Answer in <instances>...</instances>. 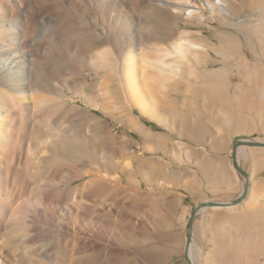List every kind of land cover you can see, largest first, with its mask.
Returning a JSON list of instances; mask_svg holds the SVG:
<instances>
[{
  "label": "rangeland",
  "instance_id": "rangeland-1",
  "mask_svg": "<svg viewBox=\"0 0 264 264\" xmlns=\"http://www.w3.org/2000/svg\"><path fill=\"white\" fill-rule=\"evenodd\" d=\"M31 1H0V109L17 116H12L14 144L25 159L38 144L35 124L43 119L48 128L58 125L50 128L59 140L53 148L73 142L74 129L83 127L86 137L98 141L102 175L117 176L114 197L110 187L91 193L88 182L95 177L72 174L81 163L70 157L62 160L73 171L56 166L52 172L42 170V177L60 180V187L67 184L63 202L92 205L105 225L113 223L118 253H104L96 264H189L185 251L193 210L203 202L239 198L247 179L234 164V144L264 141V0ZM36 6L44 7L51 26L34 29ZM19 9L31 19L24 29L27 37L15 44L10 18L21 14ZM12 45L40 54L41 63H29L32 73L24 79L10 77L12 70L5 69ZM23 84L26 89L50 86L53 90L45 92L50 95H44L60 103L57 110L44 114L40 97L27 101L19 95ZM53 84L59 86L56 91ZM12 95L23 99L28 114L19 113L24 112L9 101ZM62 121L69 123L63 125L66 133H60ZM238 161L250 173L249 191L238 204L209 206L195 215L194 264H264V147L240 146ZM32 195L17 192L13 206ZM52 229L38 237L34 260L93 264L74 261L73 243Z\"/></svg>",
  "mask_w": 264,
  "mask_h": 264
},
{
  "label": "bare ground",
  "instance_id": "bare-ground-1",
  "mask_svg": "<svg viewBox=\"0 0 264 264\" xmlns=\"http://www.w3.org/2000/svg\"><path fill=\"white\" fill-rule=\"evenodd\" d=\"M18 1H19V3H21V2L22 3H28V5H32V3H33L31 0H18ZM69 1H71V2L72 1H75V2L80 1V4H81V1H83V0H69ZM84 1H86V0H84ZM87 1H89V0H87ZM92 1L93 0H91V2ZM168 1H170V0H168ZM173 1H177V3L178 2H183V3L184 2H190V0H173ZM230 1H233V0H217V2L219 4L222 2L230 3ZM44 3H45V1H44ZM46 3H48V2L46 1ZM61 3H62V5H64L63 4L64 2H61ZM80 4L78 3V5H80ZM71 5L73 6V4H71ZM74 5H75V3H74ZM37 6H38V4H37ZM43 6H44V4H43ZM43 6L37 7L38 10L36 9L35 19L32 18V19H34L33 24H34L35 30L40 29V28L43 29V28H45L51 24V23L48 24V22H47L48 19L45 17V14L42 11V10H44ZM187 6L191 7L190 8V15L195 14L194 6L193 5L192 6L187 5ZM64 7H65V5H64ZM76 7H78V6H76ZM2 8H3V6H2ZM65 8H67V7H65ZM71 9H73V8H71ZM179 9H182V8H179ZM76 10H77V8H76ZM19 11L21 12V14H18V15L16 14V16H14V17L11 16L12 18H10L9 30L14 35V37H12L13 38L12 41H14L15 44L20 43L21 41H23L22 39L27 37L24 29L27 26L29 27L28 23L30 24L29 20L31 19V17H29V15L26 11L20 10V9H19ZM72 11H75V9ZM44 12L46 13V11H44ZM12 14H14V13H12ZM49 21H50V18H49ZM52 21H54V20H52ZM55 24L59 25L58 23H55ZM55 24H54V26H56ZM68 24H69V22H68ZM66 26H68V25H66ZM78 28H80V27H78ZM81 29H83V28H81ZM35 32H37V31H35ZM81 33H82V31H81ZM27 34L29 35V33H27ZM31 34H32V32H31ZM31 34L29 36H31ZM39 34H40V32H39ZM82 35H84V34H82ZM13 46L14 45H12V48L10 49V51L8 50L9 55L7 56V59H6L7 61L4 63L5 69L7 70V68H8V69L12 70V72L9 70L10 77L16 76L18 78L24 79L25 75L29 73V71H28L29 70V63L34 64V62L37 61L38 59L39 60L37 62H39V61H41L40 60L41 57L38 58V56H40V54L37 52L38 51L37 49H36L37 51L32 49L31 51H29V53H26L27 51L25 52V50H24V52L19 50L20 49L19 46L17 47V45H15L16 48H13ZM36 47H37V45H36ZM42 58H44V57H42ZM44 60H46V59H44ZM44 60L42 62H45ZM40 63L41 62H39V64ZM42 72H43V70L41 71L40 74H42ZM30 73H32V72H30ZM46 79H43V80H46ZM48 80H49V78H48ZM52 80H55V79L53 78ZM55 81H53V82H55ZM41 83L42 82H40V84ZM44 83H45V81H44ZM50 83L52 84V82H50ZM50 83L48 81V84L51 86ZM40 84L37 85L36 88H32V89H26L25 87L27 85L23 84L22 88L19 90H16V91L19 92V95L23 96V98H25L27 101H32V99L36 100L37 98L39 99V97H40V99L42 100V103L46 104V106H44V108L42 109L44 114L45 113L48 114V113H51L53 111H56L57 107L59 106L60 103L58 104L56 101H54V103H53L52 100H50L51 97H48L50 95V93H49V95L47 94L48 92H51V90H53V89H50L51 88L50 86H44V85L40 86ZM54 84H53V86H54V89L56 91V88H59V86L57 85L58 87H56L55 86L56 84L55 85ZM31 87H32V85H31ZM61 88H62V86H61ZM64 88L65 87H63V89ZM35 91L37 92V94ZM60 91H61V89H60ZM45 92H47V93H45ZM59 92H56V94ZM44 93L47 94L48 96L44 95ZM62 93H63V91H62ZM56 96H58V95H55L54 97H56ZM20 100L23 101V99H18L14 95L9 97V101L13 102L16 106L19 107L20 111L24 112L25 108H23V105H22ZM26 100L24 102H26ZM57 101H58V99H57ZM59 101L61 102V100H59ZM55 103H57L58 106ZM28 105H30V102L28 103ZM64 106L66 108L68 105L67 106L63 105V107ZM75 107H76V105H75ZM66 109H68V107ZM81 109L82 108H80V110ZM19 113L28 114L29 111H28V113L27 112H24V113L19 112ZM33 113H34V111H33ZM9 114L5 113L4 110L0 109V264H45V260H43L44 262L42 261L43 263L41 262L40 259H39L40 261L34 260V257H32L34 255H31V252L32 253L35 252L33 250L37 246L36 241L38 240V237L41 234H44L46 232H50L51 227H53L52 231H54L58 235V237H65V238H67V240L69 242L71 241L73 243L74 255H76L75 258H73L74 261L78 262V261H82V260L86 259V261L93 262V264H96L101 260L102 255L104 253H106L107 255H111V256L117 255V253H118V249H117L118 241H117V237H116L117 231L115 230V227L112 225L113 223L105 225V223H104L105 221H103L101 219V216L99 215L100 213L98 215H94L92 213V212H94L92 205H88L87 203H81L82 201H76V200H74L72 202H67V203L63 202V195H64L65 187L67 184L65 186L62 185L63 187H60L59 183H58L60 180L59 181L56 180L57 181L56 182V181L51 180L49 178L50 176L49 177H47V176L42 177V174H43L42 170L50 172L51 169L55 168L56 166L60 167V168H64L67 164L62 159L66 158V157H70V158H72L71 159L72 161L74 159V161L77 160L81 163L79 165L80 167L78 166L77 169H74L72 167V165L71 166L67 165V166L72 167L71 170L74 169V171L72 170L73 171L72 174H74L76 177H79V176H82L86 173H89V174H91V176L95 177L94 179H92L88 182V184H89L88 187H90L91 193L99 194L104 187L105 188L110 187L112 189L111 196L113 198L114 197L113 195H114L116 189H118V184L116 183L117 176L114 173H111L109 176H107V178L102 175V173L99 169L101 163L103 162L102 152L100 151L97 139L94 136L93 137L89 136V138L86 137L84 134L85 130L81 129L83 127H81V128L76 127L74 129V140L72 139L73 142L69 143L67 141H64V142H61L59 144V149L56 148L55 144H54L55 146L53 148L51 146L52 142H59V140L57 141V139L54 138L55 131H52L53 132L52 133L51 130L55 129V127H57L58 125L54 126L53 125L54 122H52L53 126L51 125L52 128L50 127L51 128V130H50V128H48V126H50V125L45 122L46 121L45 119H43L42 120L43 122L36 123V124L34 123L36 126V129L32 128V131L34 129L37 131V132H35V133H37L35 136L37 137V141H38L37 143L38 144L35 148L30 150L31 153L30 154L28 153V156H26V158L24 159L20 148H18V146H16L14 144L15 143V141H14L15 137H14V127H13L14 124H13V118H12L13 115H9ZM32 114H31V116H32ZM41 115L43 116V114H41ZM50 115H53V114H50ZM54 115L52 116V118L55 117ZM77 115H79V114H77ZM22 116L24 119V115H22ZM13 117L15 119L17 116L16 117L13 116ZM27 117H29V116H27ZM21 118L22 117H20V119ZM45 118H47V117H45ZM47 119H49V117ZM79 119H81V118H79ZM50 120H48V121L51 124ZM75 121H73V122H75ZM14 122H15V120H14ZM60 123H62L61 124L62 126L64 125L63 121ZM67 124H69V123L67 122L66 125ZM70 124L73 125L74 123L72 124L70 122ZM66 125H64V126L66 127ZM62 126H60V127H62ZM64 126L62 127V129H60L58 127L60 129V133H66L63 131V128L66 129ZM32 127H34V126H32ZM58 128H57L56 133L59 132ZM67 129H68V127H67ZM67 129L65 131H67ZM57 134H59V133H57ZM17 135H18V133H17ZM35 136H34V139L36 138ZM71 136L72 135H70V137ZM19 137L22 141H24V137H22V136H19ZM59 138L62 139V141H63V137L62 138L59 137ZM35 140L33 141L34 143L36 142ZM110 149H111V152L113 153L112 158H114V153H115L116 147L114 145H111ZM126 154L130 155V152H126ZM85 161H91L92 164H86ZM70 164H71V162H70ZM74 164H76V163H74ZM17 166H18V168H17ZM67 166H66V168H67ZM125 166H126V169L128 170L130 168V162H126ZM111 167L113 169H115L116 164L114 161H112ZM16 168L21 170V172L18 173L16 171ZM88 168H90V169L88 170ZM65 171H67V170H65ZM68 172L71 173L70 169L68 170ZM55 173H57V171ZM49 175H51V174H49ZM55 175H57V174H55ZM64 176H65V178L67 177V175H64ZM67 180L69 181V178ZM61 183H63V182H61ZM23 191H30V192H32L33 195L29 198L21 199L16 206H13L14 200H15L14 195L17 192H23ZM85 196L88 197L87 194ZM88 199H89V197H88ZM95 199H93V203L95 202L94 201ZM98 205H100V204H98ZM100 208L101 207L99 206V207H95L94 209L96 211H101L102 209H100ZM105 226H106V229H105ZM33 254H35V253H33ZM43 255H45V257L49 256L46 253H43ZM58 262H59V260H57L56 263H58ZM72 263L73 264H81V262L75 263L73 261H72ZM58 264H60V263H58Z\"/></svg>",
  "mask_w": 264,
  "mask_h": 264
},
{
  "label": "water",
  "instance_id": "water-1",
  "mask_svg": "<svg viewBox=\"0 0 264 264\" xmlns=\"http://www.w3.org/2000/svg\"><path fill=\"white\" fill-rule=\"evenodd\" d=\"M240 146H257V147H264V141H258V140H251V139H239L237 142L234 144L233 148V156H234V164L236 168L245 175L247 181H246V186L243 191V193L240 195L239 198L233 201L229 202H217V201H212V202H203L199 204L192 212L190 220H189V233H188V238H187V246H186V251H185V257L189 264H194L192 261V258L190 256V250H191V244L193 241V226H194V218L195 215L202 209L209 207V206H231L240 203L247 195L249 191V180H250V173L246 171L238 161V148Z\"/></svg>",
  "mask_w": 264,
  "mask_h": 264
}]
</instances>
